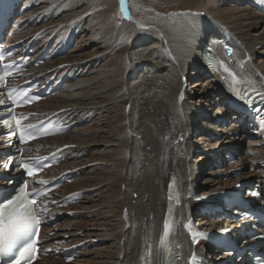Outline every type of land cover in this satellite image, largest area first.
I'll use <instances>...</instances> for the list:
<instances>
[{"label":"bare ground","instance_id":"obj_1","mask_svg":"<svg viewBox=\"0 0 264 264\" xmlns=\"http://www.w3.org/2000/svg\"><path fill=\"white\" fill-rule=\"evenodd\" d=\"M175 1L184 5L169 11L129 0L130 13L124 17L120 0H26L29 8L17 19L36 24L15 39L54 36L70 45L37 72H67L75 80L35 107L77 126L38 145L49 151L75 145L52 169L76 176L55 192L57 198L69 193L79 198L68 208L75 214L46 228L53 232L47 245L60 252L77 248L70 264H158L173 177L181 194L174 224L194 216L198 226L212 230L223 228L222 219L202 216L196 200L246 182L249 175L243 174L224 180L222 174L233 166L244 170L264 161V148L253 141L233 163L211 168L212 156L226 161L225 150L236 144L230 133L235 135L237 124H214L229 114L216 74L207 76L201 59L211 39L230 37L237 43L236 55L247 60L246 70L264 87V14L249 0ZM214 102L221 104L212 108L216 117L202 118ZM2 140L0 149L5 148ZM180 240L183 252H190L182 232ZM48 262L66 264L65 258Z\"/></svg>","mask_w":264,"mask_h":264},{"label":"snow or ice","instance_id":"obj_2","mask_svg":"<svg viewBox=\"0 0 264 264\" xmlns=\"http://www.w3.org/2000/svg\"><path fill=\"white\" fill-rule=\"evenodd\" d=\"M126 0H121V10L126 12L125 8ZM0 4H3V0H0ZM130 18V17H129ZM240 99L244 100L243 95ZM248 104H252V100L247 101ZM5 124L11 129V123L5 121ZM34 126H29L31 129ZM10 135L14 134L10 131ZM23 166L27 172V175L32 176L34 169H32L27 162H21L20 165H16L15 160L10 159L7 163L0 164V167L10 169L13 166ZM41 183H45L41 181ZM26 185L16 190V195L7 200L5 205L0 206V256L7 255L8 251L12 247L14 240L26 232L35 219V210L32 202L27 199L28 193L26 191ZM170 228L169 223L165 222V232H168ZM221 231H229L228 229H222ZM200 235H205L201 233ZM194 242H197L196 237H193ZM34 247V245H33ZM29 251V249H25ZM23 255V253L21 254ZM15 264H19V258L15 260Z\"/></svg>","mask_w":264,"mask_h":264},{"label":"rangeland","instance_id":"obj_3","mask_svg":"<svg viewBox=\"0 0 264 264\" xmlns=\"http://www.w3.org/2000/svg\"><path fill=\"white\" fill-rule=\"evenodd\" d=\"M131 1V4H135V3H144V4H154V5H156L157 7H159L161 10H169V11H172L173 9H175V8H178V6L179 7H181V6H183L184 4L182 3L181 4V1H178V2H176L175 0H130ZM134 2V3H133ZM181 4V5H180ZM136 5V4H135ZM138 5V4H137ZM139 48H141V47H137L136 49H139ZM189 82H190V80L188 79L187 81H186V87H188L189 86ZM215 104H213L211 107H209V106H206V113L207 114H210V115H213V113H214V109L216 108V102H214ZM212 108H214V109H212ZM211 110V111H210ZM214 116V115H213ZM212 116V117H213ZM215 117V116H214ZM249 148V147H248ZM248 150V149H247ZM195 158H197V156L195 157ZM68 184H71V183H68ZM67 222V221H66ZM85 258H87V260L88 259H90V256H88V257H85ZM55 259H57V258H55ZM95 261H98V259H96ZM80 264H82V263H80Z\"/></svg>","mask_w":264,"mask_h":264}]
</instances>
